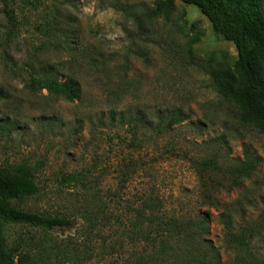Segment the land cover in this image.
I'll return each instance as SVG.
<instances>
[{"label":"rangeland","instance_id":"rangeland-1","mask_svg":"<svg viewBox=\"0 0 264 264\" xmlns=\"http://www.w3.org/2000/svg\"><path fill=\"white\" fill-rule=\"evenodd\" d=\"M167 0H0V170L29 168L39 192L22 209L63 218V229H15L29 241L31 264H138L150 253L130 239L134 211L153 199L168 217L209 213V246L219 264L264 258V134L243 127L233 104L214 90L209 73L230 68L237 54L194 7L172 0L163 17H132ZM264 9V0L261 1ZM6 12L16 19L14 33ZM75 79L80 99L32 92L29 77ZM184 121L157 128V116ZM138 116L150 129L136 130ZM258 159L248 180L207 205L193 162L223 168ZM247 227L248 253L225 239Z\"/></svg>","mask_w":264,"mask_h":264},{"label":"trees","instance_id":"trees-1","mask_svg":"<svg viewBox=\"0 0 264 264\" xmlns=\"http://www.w3.org/2000/svg\"><path fill=\"white\" fill-rule=\"evenodd\" d=\"M262 0H180L188 7L196 8L209 22L212 31L221 40L233 45L237 58L233 67L221 64L213 68L210 79L215 92L233 104L241 126L252 127L264 134V9ZM173 9L172 0L157 2L152 10L132 21L138 31L144 22L163 17L167 19ZM11 29H16V19L6 12ZM32 92L46 91L49 95L67 102L80 99V87L75 79L58 81L47 73L29 77L26 86ZM157 128L180 124L184 119L177 114L157 116ZM134 130L138 126L150 129L149 124L138 116L128 121ZM258 165V159L247 150L243 159L223 168L214 159L193 162V170L200 184L202 199L213 206L220 192L230 193L240 182L248 180ZM39 189L29 168L19 167L12 171L0 170V264H31L29 241L15 229H36L49 232L63 229L69 222L22 209L20 204L38 194ZM153 199L144 201L140 211H134L135 220L130 232L131 240H142L150 253L138 264H219L218 252L205 240L209 213L194 219L182 220L168 217ZM223 222L225 239L248 253L254 238L253 229L247 227L235 234L230 219ZM264 218V217H262ZM264 221V219H263ZM248 264H264L263 259L249 255Z\"/></svg>","mask_w":264,"mask_h":264}]
</instances>
